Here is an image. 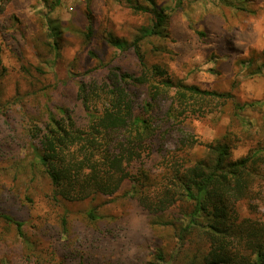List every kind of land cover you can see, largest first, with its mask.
<instances>
[{"label": "trees", "instance_id": "obj_1", "mask_svg": "<svg viewBox=\"0 0 264 264\" xmlns=\"http://www.w3.org/2000/svg\"><path fill=\"white\" fill-rule=\"evenodd\" d=\"M124 1L148 20L130 43L134 61L114 54L76 81L39 87L32 103L0 102V160L13 167L0 178V264H264V115L249 117L264 101L185 83L150 60L168 51L140 40L168 36L169 15L155 0ZM223 114L232 124L210 140L192 127ZM16 138L35 143L36 159L16 165ZM130 205L154 242L132 252L120 236Z\"/></svg>", "mask_w": 264, "mask_h": 264}, {"label": "rangeland", "instance_id": "obj_2", "mask_svg": "<svg viewBox=\"0 0 264 264\" xmlns=\"http://www.w3.org/2000/svg\"><path fill=\"white\" fill-rule=\"evenodd\" d=\"M155 1L169 15L168 36L140 42L144 48L156 45L168 52L149 53L150 60L169 64L172 75L185 83L230 91L238 102L264 101V0ZM147 21L145 16L132 14L124 0H60L57 4L56 0H9L0 15L2 62L7 68L1 75L0 67L1 104L5 100L18 103L21 97L22 105L32 103L39 87L76 81L85 70L99 66L98 60L106 63L114 54L121 65L134 61L130 43L140 36ZM107 36L126 43L114 48L107 44ZM88 49L96 51L98 59L90 58ZM20 107H14L17 114ZM247 111L250 113L249 108ZM260 114L264 115V107L253 109L248 116L254 123V116ZM5 119L0 116L2 125ZM229 124V114L192 120L194 130L207 140L223 133ZM15 140L19 143L16 165L36 159L35 143ZM251 144L241 142L235 155L246 152ZM7 166L0 160L1 179L13 170L12 166L3 168ZM84 207L86 203L71 208L78 214ZM263 210L261 204L259 212ZM123 227L120 236L129 252L140 244L154 243L144 214L134 205H130Z\"/></svg>", "mask_w": 264, "mask_h": 264}]
</instances>
